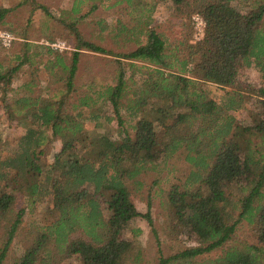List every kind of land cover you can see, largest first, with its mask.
I'll return each instance as SVG.
<instances>
[{"label": "trees", "instance_id": "obj_1", "mask_svg": "<svg viewBox=\"0 0 264 264\" xmlns=\"http://www.w3.org/2000/svg\"><path fill=\"white\" fill-rule=\"evenodd\" d=\"M107 1L65 21L74 47L67 53L43 47L48 55L43 67L35 66L26 40L14 51L16 63L0 59L5 113L25 128L15 150L0 153V264H66L74 257L81 264H142L143 247L124 231L143 217L158 244L161 238L151 197L142 212L133 195L159 161L179 149L190 170L172 181L164 201L197 244L161 254L156 264H264V140L254 141L257 134L264 137V87L254 124L226 113L242 106L239 92L226 91L242 67L254 64L264 73V0ZM83 4L75 0L72 11L79 13ZM161 4L187 26L182 37L170 39L155 26L154 12ZM100 5L118 7L117 35H129L137 45L119 55L117 84L94 96L78 82L80 60L86 50L108 51L87 39L77 24ZM40 7L49 12L46 5ZM126 10L129 18L124 19ZM10 12L0 6L1 23H8ZM195 12L207 27L202 40L191 42ZM28 63V77L12 86ZM40 72L48 73L43 88ZM136 73L142 76L139 86L129 91ZM213 89L225 90L227 99L218 101ZM104 96L112 113L99 105ZM122 108L136 117L131 127ZM113 119L119 137L111 133ZM87 122L98 133H88ZM53 139L61 147L46 166L44 155ZM40 202L48 203L45 216L34 220L23 253L10 257L27 210L33 212ZM245 221L254 239L236 243ZM140 232L134 229L136 236Z\"/></svg>", "mask_w": 264, "mask_h": 264}, {"label": "rangeland", "instance_id": "obj_2", "mask_svg": "<svg viewBox=\"0 0 264 264\" xmlns=\"http://www.w3.org/2000/svg\"><path fill=\"white\" fill-rule=\"evenodd\" d=\"M74 1L75 0H0V6L11 8V12L6 18L8 23L0 22V32L2 30H9L15 36V40L10 47H5L0 42V50L3 51L0 59H4L6 64L12 65L16 63L18 60L14 51L19 48V42L25 40L30 42L32 54L35 53L33 58L36 64L35 66L43 67V63L47 60L48 55L45 53V50H43L45 46H50L53 50H58L63 53H67V51L70 52L74 47V39H71L65 21L69 22L80 14L86 13L95 3H102V0H84L81 11L79 13H74L72 11ZM114 2L115 0H108L106 4H113ZM40 4L46 5L49 12L47 11V13L43 10ZM240 7L242 8L241 3ZM117 8L118 7H103L100 5L90 15H86V17L82 18L77 24L87 39L104 46L108 51L106 53L86 50L80 60L78 82L84 84L83 90L89 91L92 89V91L95 92L94 96L100 92L106 91V87L108 88L110 85L117 84L119 75L117 60L123 59L119 55L121 52L132 49L137 45L135 40L129 39V35H127V38H125L124 35H117L116 28L119 22ZM121 16L124 19L129 18L128 11H124V14ZM154 18L157 29L165 33L166 36H169L170 39L182 37V33L184 31L186 32L188 29H186L187 26L183 27L182 20L176 18L169 7L162 4L156 8ZM10 26L16 28L17 31L10 29ZM50 36L53 37V39H51ZM59 41L63 42L66 47L63 49H55L50 45V43ZM191 42H194V33ZM141 64L144 63L139 62V65ZM31 68L32 66H30L29 63L24 65L19 73L20 77L14 80L12 86L16 87L22 82V79L27 78ZM47 74V72L41 73L40 76L42 79L40 88H43L44 84L47 83V78L45 77ZM129 74L130 71H128V75ZM141 77L139 73L134 75L136 81L131 84L129 91L138 88ZM0 87L3 86L0 85ZM262 87H264V73L261 68L254 64L250 67H242L234 85L226 87V91L239 92L243 96L242 106L239 109L227 110L226 113L235 116L237 120L244 125L254 124L259 118L260 106L258 100H260V89ZM226 91L213 89L215 97L220 102L227 99V97L224 98ZM20 93L23 94L21 91ZM9 94L11 95L12 92ZM3 95L4 93L0 89V153L6 156L15 150L17 141L25 132V128L18 125L16 121H10L7 117L5 113L6 102L3 99ZM101 104L105 108V113H112V105L105 96L100 97L99 105ZM148 110H150V108H146V111ZM121 113L124 117L125 125L131 127L135 123L136 117L134 118V116L131 115L130 110L123 108L121 109ZM110 124L113 136L119 137L121 132L117 119H113ZM86 127L88 133L91 134H96L99 131L91 122H87ZM263 140L264 137H262V135L257 134L254 136V141L259 144ZM60 147L61 142L57 139H53L52 142L49 143L46 154L44 155V165L47 166L53 161ZM179 150L180 151L175 155L173 154L170 158L161 159L156 171L153 170L147 175L146 183L142 190L133 195L138 209L142 212L147 211L148 199L151 197L154 224L161 238V244H158L153 234L152 227L143 217L135 218L124 231L127 237L136 239L143 247L142 264H156L161 254L168 256L177 252L179 248H183L184 244H197L196 237L190 235L189 231L185 230V228L182 227V229H180L181 226L172 219L173 212L171 208L166 207L164 201L172 181L180 176L185 177L190 170V165L183 158V149ZM155 179H158V183L151 185ZM24 203V201H21L19 206H24ZM47 206V202H40L33 212L27 210L24 216V223L19 227L12 243L10 257L18 256L23 253L26 239L31 236V228L34 220L36 218L43 219ZM134 229H140L141 232L136 236ZM236 238V243L253 240L254 232L251 225L245 221L237 231ZM66 264H81V261L79 258L74 257Z\"/></svg>", "mask_w": 264, "mask_h": 264}, {"label": "built area", "instance_id": "obj_3", "mask_svg": "<svg viewBox=\"0 0 264 264\" xmlns=\"http://www.w3.org/2000/svg\"><path fill=\"white\" fill-rule=\"evenodd\" d=\"M192 19L194 24V42H198L205 37L207 22L204 16L199 12H196L193 15ZM0 40L5 47H10L15 40V36L9 30H2L0 32ZM50 45L55 49H63L64 47H66L65 44L61 41L50 43Z\"/></svg>", "mask_w": 264, "mask_h": 264}]
</instances>
